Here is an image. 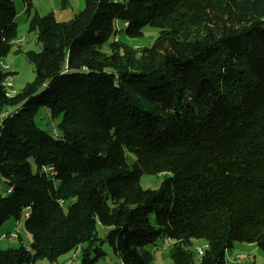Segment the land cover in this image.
Segmentation results:
<instances>
[{
  "label": "trees",
  "instance_id": "trees-1",
  "mask_svg": "<svg viewBox=\"0 0 264 264\" xmlns=\"http://www.w3.org/2000/svg\"><path fill=\"white\" fill-rule=\"evenodd\" d=\"M84 1L59 21L22 0L35 78L9 96L15 73L0 66V227L27 211L33 239L0 264L74 250L96 264L104 243L144 264L138 248L165 238L174 264L193 263V240L207 242L200 264H226L235 243L264 253V0ZM17 15L0 0V63ZM146 27L161 31L150 47L116 39ZM42 107L59 133L37 126ZM145 174L160 188L143 189Z\"/></svg>",
  "mask_w": 264,
  "mask_h": 264
},
{
  "label": "rangeland",
  "instance_id": "rangeland-1",
  "mask_svg": "<svg viewBox=\"0 0 264 264\" xmlns=\"http://www.w3.org/2000/svg\"><path fill=\"white\" fill-rule=\"evenodd\" d=\"M16 7L17 17L15 22L17 24V37L15 44L9 55L3 59V63L9 66V71L14 72L15 75L9 78L13 84L9 93L15 95L35 78L34 66L29 62L25 56V52L33 50L39 52L41 46L36 42V34L29 32V25L25 7L22 0H11ZM85 7L84 0H34L33 10L38 12L41 16L53 13L57 20L68 21L74 17L79 11ZM160 30L146 27L140 38L129 39L123 34L117 35L116 39H121L140 50L143 47H150L155 39L160 34ZM21 49L22 52L18 53ZM61 119H52L50 111L42 107L35 118L37 126L51 134L59 133L58 125ZM130 155V154H128ZM131 159L132 157L129 156ZM32 168L35 171V162L31 159ZM164 176L162 175H143L140 180V185L145 190H157L160 188ZM6 185L0 176V194L6 195ZM25 214L17 220L11 218L0 227V236H5L0 241V249L18 248L24 245L28 249L32 245V235L25 228ZM100 237H105L106 230L103 227L99 228ZM161 241H158L157 246L149 245L138 248V252L144 261V264H174L171 259L170 250L164 251L159 247ZM207 242L205 240H193L189 247L193 253V263L200 264L201 256L198 254L199 249H205ZM102 249L105 256L102 257L96 264H119V258L116 256L113 247L109 243H104ZM227 264H263L264 253L256 244L235 243L233 248L227 251ZM95 256V255H94ZM241 257V259H240ZM236 258V259H235ZM81 252L74 250L56 262L48 260L41 261L37 264H80Z\"/></svg>",
  "mask_w": 264,
  "mask_h": 264
},
{
  "label": "built area",
  "instance_id": "built-area-1",
  "mask_svg": "<svg viewBox=\"0 0 264 264\" xmlns=\"http://www.w3.org/2000/svg\"><path fill=\"white\" fill-rule=\"evenodd\" d=\"M0 66H1V68H2L3 70H7V71H9V66H8V65H5L3 62L0 63ZM4 86H5L6 90H7L8 95L11 96V94L9 93L8 90H10L11 88H13L14 86H13V84L10 82L9 79L5 82ZM10 192H11V190H8V193H10ZM28 216H29V213L26 211V212H25V217L27 218ZM4 237H5V236H0V241H1ZM173 245H174V241H173V240H171L170 238H165V239H163V241H162V243H161V245H160L159 248H160L161 250L167 251V250H170V248H171ZM205 250H206V248H205V249H202V248L199 249V250H198V254H199L200 256H203ZM240 259H241V257H240Z\"/></svg>",
  "mask_w": 264,
  "mask_h": 264
},
{
  "label": "crops",
  "instance_id": "crops-1",
  "mask_svg": "<svg viewBox=\"0 0 264 264\" xmlns=\"http://www.w3.org/2000/svg\"><path fill=\"white\" fill-rule=\"evenodd\" d=\"M236 259V258H235ZM228 262H227V255H226V264H227Z\"/></svg>",
  "mask_w": 264,
  "mask_h": 264
}]
</instances>
